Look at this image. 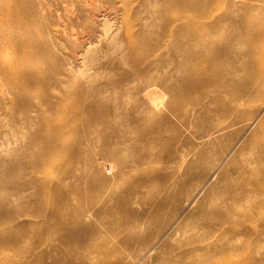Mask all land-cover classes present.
<instances>
[{
	"label": "rangeland",
	"instance_id": "1",
	"mask_svg": "<svg viewBox=\"0 0 264 264\" xmlns=\"http://www.w3.org/2000/svg\"><path fill=\"white\" fill-rule=\"evenodd\" d=\"M262 43L264 0H0V264H264Z\"/></svg>",
	"mask_w": 264,
	"mask_h": 264
},
{
	"label": "bare ground",
	"instance_id": "2",
	"mask_svg": "<svg viewBox=\"0 0 264 264\" xmlns=\"http://www.w3.org/2000/svg\"><path fill=\"white\" fill-rule=\"evenodd\" d=\"M243 25H244V22H243ZM254 25L255 24H253V26ZM257 40H258L257 35L250 36V37L247 38V43L249 45L250 44H254L255 42H257ZM262 46L263 47L260 48L259 53H258V57L256 59L253 57V55H251V59L250 60L256 61V68L253 69V68L250 67V69L252 71H250V69H248V72H247V70L245 72H243V76H242L243 84L240 85V86H238L239 85L238 84L237 85L238 90L236 92H232L233 94L231 93L233 95V98H232L233 101L237 100L239 98V95L242 94L245 89H248L247 86L251 82V80H256L257 78H259L261 75L264 74V43H262ZM216 56H217V53L212 51V54H210L209 57H207L206 59H207V61L211 62L212 60H216L215 59ZM256 136H260L259 142L257 143V146H258L257 149H259V150H257V154L260 155L259 159H264V121H262V123L259 124L252 131V134L250 136V138H251L250 141L256 139L255 138ZM260 176H262V178H264V162H263L262 166L259 168L258 171H256V170L254 171V175L251 176V180L258 182V178ZM254 183H256V182H253V184ZM256 189H260V190L264 191V181L263 182H259Z\"/></svg>",
	"mask_w": 264,
	"mask_h": 264
}]
</instances>
